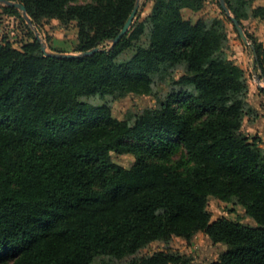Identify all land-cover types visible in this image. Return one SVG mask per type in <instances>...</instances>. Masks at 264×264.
I'll list each match as a JSON object with an SVG mask.
<instances>
[{
	"label": "trees",
	"instance_id": "obj_1",
	"mask_svg": "<svg viewBox=\"0 0 264 264\" xmlns=\"http://www.w3.org/2000/svg\"><path fill=\"white\" fill-rule=\"evenodd\" d=\"M9 1L24 4L38 29L44 18L76 21L81 53L48 54L34 33L22 50L0 41V264H118L154 241L199 232L226 246L209 264H264V148L243 131L257 116L248 79L227 53L224 20L185 15L210 0H155L149 44L122 63L144 24L112 41L137 0ZM225 1L244 27V7ZM254 16L264 20V5ZM246 34L264 78V47ZM165 67L182 68L196 93L160 96ZM97 94L154 95L157 106L133 121L131 111L121 118L113 104L82 100ZM125 153L135 157L129 166L116 159ZM210 196L236 199L257 226L213 220ZM129 264L198 263L157 251Z\"/></svg>",
	"mask_w": 264,
	"mask_h": 264
},
{
	"label": "rangeland",
	"instance_id": "obj_2",
	"mask_svg": "<svg viewBox=\"0 0 264 264\" xmlns=\"http://www.w3.org/2000/svg\"><path fill=\"white\" fill-rule=\"evenodd\" d=\"M71 4L97 3L102 0H69ZM220 0H210L209 6L197 13L192 14L185 11L187 17H205L207 19L213 17H221L224 20L226 32L228 35L227 53L229 57L244 69L249 87V101L256 109L257 116L246 117L243 131L250 136H260L264 134V78L260 77L254 67V55L250 48L251 39L248 37L246 43L230 15L222 13L219 6ZM236 7L242 5L246 15L242 18L243 29L245 33H249L253 39L262 43L264 47V20L254 16V8L257 5H264V0H230ZM155 0H140V5L136 17L132 23L133 29L143 23V31L137 40H134L132 47L122 52L117 58L118 63H122L131 59L137 48L149 44L150 25L147 21L149 14L152 12ZM6 4L0 3V41L6 40L13 47L22 50L24 46L33 41V33L37 37L40 36L41 43L45 45L48 53H69L79 54L80 39L79 30L76 21L62 23L57 19L44 18L40 21V29L36 25L29 23L23 14V11L16 7L11 8ZM231 11V10H230ZM231 14L234 15L231 11ZM247 35V34H246ZM248 36V35H247ZM43 50V49H42ZM182 68L173 70L165 67L155 78V88L160 96L165 95L173 90H185L189 93H196L195 88L182 81L184 75ZM82 100L94 105H114L115 114L124 117L128 111L135 118L144 111L155 108L157 106V97L154 95L130 94L125 98L113 102L111 95L101 96L99 94L82 97ZM262 138V137H261ZM263 140V138H262ZM264 148V140H263ZM181 155V147L173 153L174 159ZM117 161L124 165H131L135 157L131 153H125L118 156ZM208 209L212 214V219L227 218L232 221L239 222L246 226H257L253 217L246 213L242 204L236 199L224 201L215 196H210ZM226 249L223 244H214L210 237L204 232H199L191 240L183 237L174 236L168 243L157 240L142 248L136 255L127 256L120 260L118 264H129L135 257H144L151 255L157 251H168L173 254L186 255L198 264H209L219 259L221 253ZM105 257H99L95 264H104Z\"/></svg>",
	"mask_w": 264,
	"mask_h": 264
},
{
	"label": "water",
	"instance_id": "obj_3",
	"mask_svg": "<svg viewBox=\"0 0 264 264\" xmlns=\"http://www.w3.org/2000/svg\"><path fill=\"white\" fill-rule=\"evenodd\" d=\"M0 3L6 4L8 6H13V7L20 8L23 11V14L26 17L27 21L29 23H32L29 15L27 13V8H26V6L24 4H22L20 2H17V1H9V0H0ZM220 3L222 5L223 9L226 11V13L231 16V18H232V20L234 22V25L236 26V28H237L238 32L240 33L242 39L246 43H248V36L244 32V29L241 26L239 20L234 15L231 14V11H230V9L227 6L226 1L225 0H220ZM139 5H140V0H137L136 5H135V8L132 11L130 17L128 18V20H127L124 28L121 30V32L119 33V35L115 39H113L112 46H114L128 32V30L130 29V27H131V25H132V23H133V21H134V19L136 17V14L138 12ZM37 37L41 41L40 36L37 35ZM42 49H43V51L46 52V50H45L46 48H45V45L43 43H42ZM99 50H101V48L97 46V47H94V48H92V49H90L88 51L83 52L82 54L83 55H92V54H94L95 52H97ZM46 53H48V52H46ZM48 54H52V55L57 56V57H68V56H75V55H77V54H69V53H48Z\"/></svg>",
	"mask_w": 264,
	"mask_h": 264
},
{
	"label": "crops",
	"instance_id": "obj_4",
	"mask_svg": "<svg viewBox=\"0 0 264 264\" xmlns=\"http://www.w3.org/2000/svg\"><path fill=\"white\" fill-rule=\"evenodd\" d=\"M260 136H261V137L263 138V140H264V134H263V133H261V134H260Z\"/></svg>",
	"mask_w": 264,
	"mask_h": 264
}]
</instances>
